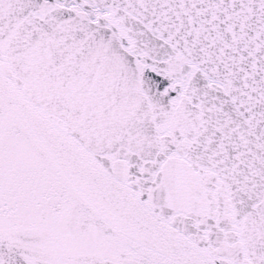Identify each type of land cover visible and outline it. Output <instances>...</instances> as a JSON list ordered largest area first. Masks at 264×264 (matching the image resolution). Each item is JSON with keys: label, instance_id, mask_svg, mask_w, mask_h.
<instances>
[{"label": "snow or ice", "instance_id": "obj_1", "mask_svg": "<svg viewBox=\"0 0 264 264\" xmlns=\"http://www.w3.org/2000/svg\"><path fill=\"white\" fill-rule=\"evenodd\" d=\"M0 264H264V0H0Z\"/></svg>", "mask_w": 264, "mask_h": 264}]
</instances>
